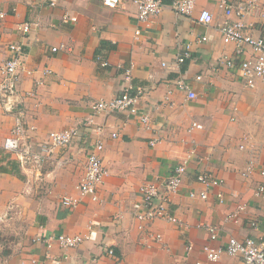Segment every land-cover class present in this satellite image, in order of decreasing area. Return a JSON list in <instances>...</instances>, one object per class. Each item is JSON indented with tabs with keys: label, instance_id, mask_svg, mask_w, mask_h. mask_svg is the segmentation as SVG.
<instances>
[{
	"label": "crops",
	"instance_id": "0c3cea01",
	"mask_svg": "<svg viewBox=\"0 0 264 264\" xmlns=\"http://www.w3.org/2000/svg\"><path fill=\"white\" fill-rule=\"evenodd\" d=\"M53 1L0 0L5 13L0 18V66L9 43L24 49L17 108L0 107V264H77L92 257L102 264L240 263V256L226 253L209 261L202 246H223L230 237L264 241V197L254 194L263 181L258 168L264 163V79L253 87L243 83L240 60L254 54L249 47L238 54L234 43L222 40L216 28L225 19L221 0H195L190 15L176 13L169 6L172 0H163L162 10L146 23L137 20L131 0L115 8L102 0ZM226 1L237 8L248 0ZM201 9L212 13L210 24L196 21ZM64 14L75 20L63 21ZM236 18L232 12L230 19ZM243 19L249 33L261 35L260 10ZM25 22L31 29L22 35L19 26ZM187 44L190 57L177 63ZM59 45L63 48L51 50ZM98 56L108 65L102 66ZM228 59L231 65L225 63ZM130 64L132 84L147 89L138 106L149 115L148 127L126 111L91 113L92 102L121 92L122 69ZM180 80L190 84L193 98L178 87ZM17 111L34 149L50 131L78 126L79 133L39 167L23 165L2 148ZM88 118L93 125H104L103 132L85 129ZM97 139L103 142L107 174L92 199L80 195L76 185L86 151ZM250 159L254 167L243 176ZM182 161L187 171L171 199L181 225L155 220L140 230L132 215L139 186L165 178ZM203 170L222 179V203L214 199L218 188L205 199L188 196L203 189L195 181ZM63 196L76 198V205L63 204ZM240 203L245 209L237 220L225 221ZM253 220L256 226H251ZM200 221L217 226L216 239H209ZM147 231L159 233L162 240L148 237ZM61 233L88 238L69 248L56 242L48 247L42 240ZM105 248L118 255L116 263Z\"/></svg>",
	"mask_w": 264,
	"mask_h": 264
},
{
	"label": "built area",
	"instance_id": "2783aa9c",
	"mask_svg": "<svg viewBox=\"0 0 264 264\" xmlns=\"http://www.w3.org/2000/svg\"><path fill=\"white\" fill-rule=\"evenodd\" d=\"M122 2L123 0H102V4L110 8H115L121 5ZM131 2L136 9L137 20L141 23L149 21L165 5L163 0H131ZM49 4L54 5L55 2L50 0ZM194 4L195 0H172L169 6L180 15H190ZM219 5L223 8L225 14V19L216 26L222 40L225 43H234L236 53L238 54H243L246 47H249L254 54L252 58H242L239 63V71L243 83L248 87H253L257 79H264V0H248L245 5H238V9L226 0H221ZM256 10H260L263 26L261 35L258 37H254L248 32V26L243 19L244 15L251 14ZM232 12L236 13V19H230ZM4 15L5 13L1 11L0 18ZM62 19L63 21H67L68 19L75 20V17L64 14ZM212 20L213 15L207 9H201L196 16V21L201 24H210ZM30 29L31 27L27 22L19 26V31L22 35L29 32ZM139 32V29L135 30V34L138 35ZM205 39L206 37L201 38V40ZM61 48H63V45L52 46L51 50L56 51ZM8 51L7 58H5V61L0 66V107L12 112L18 105V82L24 69L22 59L24 49L22 44L13 42L8 44ZM190 55V45L187 44L183 52L177 56L176 62L182 63ZM96 58L102 66L108 65L107 60L102 59L100 56ZM225 63L227 65L232 64L230 59L226 60ZM132 68L133 66L130 64L122 69L123 89L121 92L110 99H99L92 102L90 105L91 113L94 115V113L126 111L130 114L138 115L140 123L148 127L150 124L149 115L145 112H140L138 106L139 102L146 96L147 89L143 86L132 84ZM196 78L198 79L200 77L197 76ZM177 84L179 88L187 92L189 99L195 96L187 81L180 80ZM82 126L90 132L94 131V133H101L104 130V125H93L92 119L90 118L86 119ZM192 126L200 127L196 123H192ZM27 131L28 127L21 111H17L9 133L3 139L2 148L8 153L15 154L21 164L39 167L43 161L51 156L55 148L68 146L73 138L78 135L79 127L50 131L47 135V140L39 144L37 149H34L32 143L29 142ZM111 136H116V133L111 132ZM150 143L153 144L154 140L150 141ZM103 148V142L97 139L86 151L84 172L76 185L80 195L89 196L92 199L97 198V187L107 174V170L102 162L101 152ZM247 164L241 173L243 176L251 172L254 167V161L250 159ZM186 171V161H182L175 164L165 178L158 177L153 181L144 182L139 186V199L133 203L132 215L137 220L140 230L144 231L146 229L145 227L155 220H164L181 225V222L172 209L171 199L179 191ZM258 173L263 178V181L257 186L254 194L264 197V163L258 168ZM195 181L201 184L203 189L200 191H189L188 196L190 198L198 197L199 199H205L208 197L210 191L218 188L214 191V199L218 203L224 201V194L219 189L222 185L221 178L210 171L203 170L196 174ZM60 201L69 206H75L77 203V199L71 196H63ZM244 209V203L238 204L235 209L226 214L224 220L236 221L238 214ZM250 224L251 226H256L254 220ZM198 226L207 231L209 239L214 240L217 238L218 228L216 225L200 221ZM149 236L155 241L162 240L159 233H148ZM87 238L88 235L86 234L79 233L70 235L61 233L56 236L44 237L42 240L48 247L52 242H56L63 248H69L81 244ZM202 247L206 258L212 262L218 261L222 254L226 253L228 255L240 256V263L238 264H264V241L257 242L252 237H244L243 239L230 237L223 246L204 245ZM188 248H190V244ZM105 253L113 259V262L116 263L118 261L119 257L112 248H105ZM77 264L102 263L98 257H92L91 259L81 260Z\"/></svg>",
	"mask_w": 264,
	"mask_h": 264
}]
</instances>
